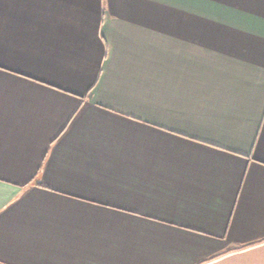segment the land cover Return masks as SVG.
I'll return each instance as SVG.
<instances>
[{
  "label": "crops",
  "instance_id": "crops-1",
  "mask_svg": "<svg viewBox=\"0 0 264 264\" xmlns=\"http://www.w3.org/2000/svg\"><path fill=\"white\" fill-rule=\"evenodd\" d=\"M0 264H264V0H0Z\"/></svg>",
  "mask_w": 264,
  "mask_h": 264
}]
</instances>
